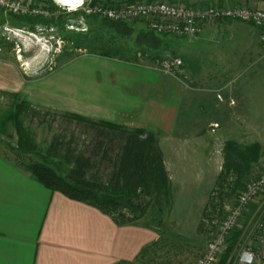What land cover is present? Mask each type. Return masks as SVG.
Segmentation results:
<instances>
[{
	"label": "rangeland",
	"instance_id": "rangeland-1",
	"mask_svg": "<svg viewBox=\"0 0 264 264\" xmlns=\"http://www.w3.org/2000/svg\"><path fill=\"white\" fill-rule=\"evenodd\" d=\"M32 2L49 4L51 0ZM59 16L63 20L61 30L57 23L45 26V23L31 22L27 19L28 16H15L0 11V38L6 43L10 42L13 61L16 56L14 44L5 36L9 32L6 31V27L35 31L37 25L42 28L46 38L54 36L58 39L57 42L51 39L50 43L27 40L28 42L24 44L20 61L21 65L26 62L28 69L26 72H18V75L12 72L13 85L17 90L22 88V93L7 96L6 100L4 96L0 97V150L17 148L18 135L13 114L16 112L15 104L26 102L25 107L19 112V117L25 130L30 134L31 141L22 151L24 155L22 160L25 163L45 164L64 174L74 167L76 155L89 154L93 136V131L89 129L87 123L79 121L76 117H69L66 113L83 115L92 120H105L99 118L107 115L109 110L107 102L110 100H106L103 95L108 94L114 98L115 94L111 90L116 91L119 85L122 86L111 65L116 64L114 62H118L119 59L128 60L133 55H136V58L145 57L144 53L149 51L147 43H150L152 38L145 34L149 30L141 20L117 22L128 27L127 31H122L99 17H82L79 13H61ZM71 19L78 22L82 20L84 22L82 29L67 28L65 24ZM234 22L219 33L217 30L209 29L196 37L174 38L171 35L156 34L163 38L157 40L161 47L158 49L159 52H156L159 53V58L155 59V66L164 71L159 73L173 76L179 73L165 71L161 62L173 58L168 55L169 53L180 52L189 61L200 66L207 67L212 62L220 66L234 65L235 73L264 72V49L259 41V29L246 22L238 20ZM49 28L52 30H48ZM2 46L9 48L8 45ZM164 51L167 53L164 54ZM105 52L110 56L103 55ZM105 62H109V66H106ZM176 79L180 80L177 77ZM220 93L217 92L216 97ZM8 101H11L10 108ZM105 121L128 129L138 128L153 133L170 180L171 194L168 203L162 197L160 202L148 203L142 213L136 212L137 220L130 222L151 230L155 238L143 246H147L144 256L124 260V264H195L204 254L207 242L216 230V225H210L206 220L217 221L224 217L227 210L236 204L238 196L246 186L260 176L264 164L259 167V172L256 170L248 172L244 179L240 180V185H237V174L233 171L228 173L225 183L219 181L224 163V145L222 137L220 139L214 137L216 132L211 133L207 126L204 132L207 134L201 141L186 145L194 150V155L187 153L189 156L184 157L183 150L186 147L184 140L176 144L175 162L178 160L179 169H184V172L176 173L172 178L159 144V139L167 134L154 129V125H124L115 120ZM211 126V130L217 127L216 124ZM235 126L236 132L239 133L237 135L241 138V141L236 142L242 148L256 143L244 139L246 136L243 135L242 123L237 121ZM253 134L251 137H254ZM203 151L207 164L204 162V172L200 173L196 172L195 167L189 168L188 165L193 159L196 163L200 161L198 156ZM181 156L184 157L182 162ZM97 163L87 169V172L89 174L96 172L105 182L109 169L105 164ZM139 199L142 202V197ZM121 213L127 218L133 216L127 207H124ZM263 218L264 190L248 203L234 228L240 231V234L230 246L228 254L230 263L249 245L257 251L261 250L259 238L254 234L256 225ZM230 244L231 240L228 239L227 246ZM221 256L222 254L216 264L220 263ZM119 262L116 263L122 264Z\"/></svg>",
	"mask_w": 264,
	"mask_h": 264
},
{
	"label": "crops",
	"instance_id": "crops-1",
	"mask_svg": "<svg viewBox=\"0 0 264 264\" xmlns=\"http://www.w3.org/2000/svg\"><path fill=\"white\" fill-rule=\"evenodd\" d=\"M168 1L193 6L228 4L264 8V0ZM234 21L208 23L193 36H200L209 29L219 33ZM147 44L149 51L144 53L145 57L133 55L111 65L122 86L111 90L114 98L103 95L110 100L107 102L109 110L99 119L124 125H154V129L167 134H163L165 137L159 139V144L172 178L184 172L179 169L178 160L175 162L177 143L184 140V146H188L201 141L207 134H204L207 126L211 133H217L214 137H222V145L230 140L239 142L241 138L235 126L239 121L244 139L260 147L259 158L250 164L249 170L259 172L264 164V72L235 73L234 65L220 66L212 62L207 67L200 66L180 52L168 54L181 59V65L173 68V72L179 73L163 74L159 72L164 71L155 66V59L159 58L156 52L161 47L159 42L151 40ZM12 57L10 42L0 38V97L4 96L5 100L7 96L22 93V88L17 90L13 85L12 72L18 75L25 71L21 61L16 56L13 61ZM109 64L105 62L106 66ZM217 92H221L222 99L216 97ZM230 99L234 104L229 103ZM8 103L10 108L11 101ZM214 124L217 127L211 130ZM187 146L183 150L184 157L194 155V150ZM7 152L0 150V264H113L134 259L141 248L155 238L151 230L139 224L118 223L92 205L49 189L17 166ZM184 157L181 156L180 162ZM198 157L200 161L196 163L193 159L188 166L203 173L204 151Z\"/></svg>",
	"mask_w": 264,
	"mask_h": 264
},
{
	"label": "trees",
	"instance_id": "trees-1",
	"mask_svg": "<svg viewBox=\"0 0 264 264\" xmlns=\"http://www.w3.org/2000/svg\"><path fill=\"white\" fill-rule=\"evenodd\" d=\"M59 17L47 20L37 16L27 17V19L47 25L57 23L61 30L63 20ZM102 20L122 31H127L128 27L126 28L123 23L110 22L104 18ZM145 34L152 38L151 40H160L159 35L157 36L153 31L149 30ZM103 55L110 56L106 52ZM23 103L15 104L16 112L13 114L18 135L17 148H10L7 153L17 166L28 171L44 186L92 205L110 215L116 222L123 224L137 220L136 212L142 213L148 203L160 202L162 198L168 203L171 194L170 180L165 172L162 153L153 133L138 128L128 129L105 120H92L83 115L66 113L69 117H76L79 121L87 123L89 129L93 131V136L89 154L76 155L74 167L60 174L57 169L45 164L25 163L22 160L24 157L22 151L31 141L30 134L25 130L19 117V112L22 107H25L26 102ZM259 148L256 143L242 148L236 141H226L223 146L224 163L219 181L225 183L228 173L233 171L237 174V185H240V180L244 179L250 170V164L257 161ZM68 153L72 154L71 151ZM97 162L105 164V167L109 169L108 179L105 182L96 172L92 174L87 172V169ZM140 197L143 199L142 202ZM124 207L133 213L131 218L121 213ZM239 234L240 231L235 229L230 232L228 239L232 244L222 253L219 264H230V262L227 263L229 249L238 239ZM146 247L141 248L135 259L145 255ZM119 263L124 264L125 261Z\"/></svg>",
	"mask_w": 264,
	"mask_h": 264
},
{
	"label": "built area",
	"instance_id": "built-area-1",
	"mask_svg": "<svg viewBox=\"0 0 264 264\" xmlns=\"http://www.w3.org/2000/svg\"><path fill=\"white\" fill-rule=\"evenodd\" d=\"M0 11L15 16L42 17L57 19L61 13H79L82 17L94 15L106 18L114 22L129 20H141L148 30L155 34L171 36H193L199 34L203 27L218 20H238L250 23L259 29V41L264 49V8H248L240 5H208L193 6L167 0H51L48 3L35 4L32 0H0ZM79 23V24H78ZM65 26L72 29H82L84 22L71 19ZM48 30H52L49 28ZM6 38L13 41L16 58L22 57L24 44L29 41L50 43V40L58 41L57 37L46 38L40 26L35 31L20 28L6 27ZM34 38V40H33ZM162 67L167 72H173V68L181 65L178 57L170 61H162ZM20 64H22L20 62ZM24 71L28 69L26 62L21 65ZM221 99L220 95H217ZM234 104L233 99L229 100ZM264 190V170L260 176L249 183L238 196L236 204L227 210L220 220L207 219V223L216 225L212 237L207 242L204 254L197 259L195 264H216L219 256L227 246L230 232L236 227L244 209L256 195ZM255 237L259 238L261 250L253 249L250 245L242 249L234 261L230 264H264V218L256 225ZM229 258L227 263H229Z\"/></svg>",
	"mask_w": 264,
	"mask_h": 264
}]
</instances>
